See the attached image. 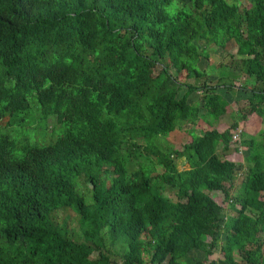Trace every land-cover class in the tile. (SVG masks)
Wrapping results in <instances>:
<instances>
[{
    "label": "trees",
    "instance_id": "16d2710c",
    "mask_svg": "<svg viewBox=\"0 0 264 264\" xmlns=\"http://www.w3.org/2000/svg\"><path fill=\"white\" fill-rule=\"evenodd\" d=\"M243 1L0 0V122L32 94L50 132L64 126L20 156L0 134V264H206L220 234L208 264H264V128L235 147L247 150L235 196L237 166L217 153L239 120L264 122V0ZM210 45L226 59L205 62ZM236 90L246 105L226 129L166 143L219 122ZM215 191L236 215L223 219ZM68 209L79 233L56 220Z\"/></svg>",
    "mask_w": 264,
    "mask_h": 264
},
{
    "label": "rangeland",
    "instance_id": "374dc122",
    "mask_svg": "<svg viewBox=\"0 0 264 264\" xmlns=\"http://www.w3.org/2000/svg\"><path fill=\"white\" fill-rule=\"evenodd\" d=\"M242 5H245L244 1L242 0ZM207 52L209 53V59L204 60L205 62H209L210 64H217L223 59H226V52H223L220 48L210 45L207 48ZM230 52V51H229ZM205 62H201L200 66L203 67ZM179 79L181 81L184 80V74L179 73ZM239 83H241L239 81ZM238 84V83H237ZM181 92L180 94H182ZM218 93L223 94L224 89L220 88L218 90ZM241 91L236 90L234 94H224L223 97L228 99V102L230 105L227 107L229 112L226 111L224 115H222L219 118V122L217 123H211V126H209L207 123H202V121L198 120L195 125L188 126L187 124H182V125H187V127L190 128L193 132L195 133L200 132L202 129H210L211 127L217 128L219 131H223L224 129L227 128L228 125H230L232 122H234L237 119L236 114L234 113L236 111L237 107H242L246 105V97L244 96ZM241 95V97H240ZM196 94L191 95L189 98L195 97ZM34 95L30 94L28 95V100L30 102V109L29 111L19 113L16 116H14L9 123L7 118L3 119L0 122V134L6 135L9 138L13 139L15 142V149L14 153L18 156L22 155V147L25 144H36V145H47L55 141L59 135L62 134L64 130V126L61 124V127L59 129H56L55 131H52V128L57 126V123L55 122V118L51 119L48 118L46 122H44V118H41V115L38 114L37 111V104L34 102ZM230 110L234 112H230ZM236 116V117H235ZM256 116V115H255ZM212 117H209L211 119ZM40 120V121H39ZM212 120V119H211ZM39 121V122H38ZM262 128H264V124L261 125ZM260 128V125L257 124V121L252 120L249 117L245 120H239L238 122V128L233 132L237 133L238 136V141L233 142L232 147H230V154L227 156H223V158H226L232 162H234L237 166V175L234 180V186L230 189V194L231 196H235L237 192V188L240 186L241 182L244 179V173L247 169V164H246V155H247V150L244 147H240V149H235L234 144H237V148H239L240 141L244 138H247L248 135L255 134L258 129ZM178 129V128H177ZM185 129H183L178 132L175 136V134L170 133L165 139L166 143L171 147V148H177L180 149L185 143H187L190 138L188 134L185 133ZM182 134L183 136L180 138L178 134ZM241 133H243V136L241 137ZM247 133V134H246ZM192 134H190L191 136ZM144 144V143H143ZM162 144V143H161ZM234 149V151H233ZM186 163H179L178 169L182 170L187 168ZM162 167L157 166V169L155 172H161ZM103 179L108 183L112 179V173L110 172V169L106 172L103 173L102 175ZM80 185V184H79ZM80 188L82 191H86V185L81 184ZM214 200L220 204L223 207V219H225L227 216L231 215H236V210L238 209V206L234 204L232 205L229 201L223 200V193L222 192H212L211 193ZM77 217L75 213H73L72 210H66V212L60 211L56 215V220L61 222V220H66L68 226L71 228L74 227L75 233H79L80 230L77 226ZM223 238L224 236L222 234L219 235V246L216 249H213V253L209 256L206 257V264H208L209 261L211 260H216L219 258H222V250L220 249V246L223 244ZM205 240H208L205 238ZM118 246L119 245H114L112 248L118 252ZM264 251V247H263ZM117 255V254H116ZM116 260L120 261L121 258L117 255ZM234 258L237 262H240V264H244L243 262L241 263L240 257L238 254L234 253ZM191 260V258H189ZM193 260V259H192ZM180 264H188L186 260L180 259L179 260Z\"/></svg>",
    "mask_w": 264,
    "mask_h": 264
},
{
    "label": "crops",
    "instance_id": "0c3cea01",
    "mask_svg": "<svg viewBox=\"0 0 264 264\" xmlns=\"http://www.w3.org/2000/svg\"><path fill=\"white\" fill-rule=\"evenodd\" d=\"M256 114H253V115H250V116H248L249 117V119L251 118V122H252V120H255V121H257V124L258 125H260V128L258 129V130H260L261 128H262V126L261 125H263L264 124V122L261 120V118L260 117H258L257 115L255 116ZM247 117V118H248ZM246 118V119H247ZM201 121H202V123H207V122H204L202 119H200ZM199 120V121H200ZM197 125V124H196ZM209 125V124H208ZM209 126H211V125H209ZM212 128V127H211ZM217 129V128H216ZM206 129H202L200 132H197V134H200L202 131H205ZM186 132V134H187V132H189L190 131V128L189 127H187V129L185 130ZM178 132H180V130H174V131H172L171 133H173V134H175V136H176V134L178 133ZM170 134V133H169ZM247 134V133H246ZM178 136L181 138L183 135L180 133V134H178ZM188 136H189V138H190V140L187 142V143H189L190 141H191V139H192V135L190 136L189 134H188ZM233 142H232V140H231V144L229 145V151H227V152H225V153H223L222 154V152H221V144H219L218 145V147H217V153H219L220 154V156H227L228 154H230V147H232V144ZM234 146L235 147H237L236 146V144H234ZM232 150V149H231ZM234 151V150H233ZM224 159H226V158H224ZM228 160V159H227Z\"/></svg>",
    "mask_w": 264,
    "mask_h": 264
},
{
    "label": "clouds",
    "instance_id": "9594fccd",
    "mask_svg": "<svg viewBox=\"0 0 264 264\" xmlns=\"http://www.w3.org/2000/svg\"><path fill=\"white\" fill-rule=\"evenodd\" d=\"M185 128H187V127H185ZM182 129H183V127H182ZM182 129H175V130H180V131H181ZM173 131H174V130H173ZM234 133H235V132L232 131V134H234ZM187 134H188V133H187ZM189 135H190V134H189ZM232 141L235 142V141H238V139H236V140L233 139V135H232Z\"/></svg>",
    "mask_w": 264,
    "mask_h": 264
},
{
    "label": "built area",
    "instance_id": "2783aa9c",
    "mask_svg": "<svg viewBox=\"0 0 264 264\" xmlns=\"http://www.w3.org/2000/svg\"><path fill=\"white\" fill-rule=\"evenodd\" d=\"M233 139H235V140L238 139L237 133L233 134Z\"/></svg>",
    "mask_w": 264,
    "mask_h": 264
}]
</instances>
